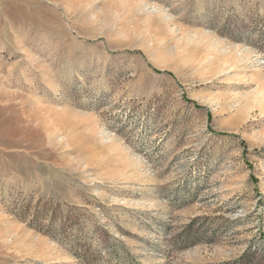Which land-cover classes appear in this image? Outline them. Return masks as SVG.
I'll use <instances>...</instances> for the list:
<instances>
[{"label":"rangeland","instance_id":"rangeland-1","mask_svg":"<svg viewBox=\"0 0 264 264\" xmlns=\"http://www.w3.org/2000/svg\"><path fill=\"white\" fill-rule=\"evenodd\" d=\"M227 263L264 264V0H0V264Z\"/></svg>","mask_w":264,"mask_h":264},{"label":"trees","instance_id":"trees-1","mask_svg":"<svg viewBox=\"0 0 264 264\" xmlns=\"http://www.w3.org/2000/svg\"><path fill=\"white\" fill-rule=\"evenodd\" d=\"M240 262V261H239ZM227 264H231V263H227Z\"/></svg>","mask_w":264,"mask_h":264}]
</instances>
